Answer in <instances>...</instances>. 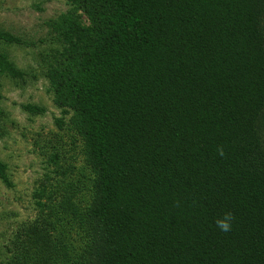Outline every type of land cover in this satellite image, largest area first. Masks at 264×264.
<instances>
[{
  "label": "trees",
  "instance_id": "obj_1",
  "mask_svg": "<svg viewBox=\"0 0 264 264\" xmlns=\"http://www.w3.org/2000/svg\"><path fill=\"white\" fill-rule=\"evenodd\" d=\"M70 3L44 67L65 132L0 264H264V0Z\"/></svg>",
  "mask_w": 264,
  "mask_h": 264
},
{
  "label": "rangeland",
  "instance_id": "obj_2",
  "mask_svg": "<svg viewBox=\"0 0 264 264\" xmlns=\"http://www.w3.org/2000/svg\"><path fill=\"white\" fill-rule=\"evenodd\" d=\"M72 7L70 0H0V29L22 41L0 42V49L26 73L23 80L7 73L0 77V111L6 132L0 138V160L8 166L10 181L8 186L0 177L1 248L18 225L36 216L34 194L38 180L50 171L42 145L55 133L65 132L57 122L63 117L62 109L54 103L44 67L48 62L46 54L63 47L49 24L64 14H72ZM28 104L44 112L31 114L23 109ZM65 119L68 122L66 116Z\"/></svg>",
  "mask_w": 264,
  "mask_h": 264
},
{
  "label": "clouds",
  "instance_id": "obj_3",
  "mask_svg": "<svg viewBox=\"0 0 264 264\" xmlns=\"http://www.w3.org/2000/svg\"><path fill=\"white\" fill-rule=\"evenodd\" d=\"M231 214L226 213L224 216L217 218L216 220V226L224 232H227L230 230L231 227Z\"/></svg>",
  "mask_w": 264,
  "mask_h": 264
}]
</instances>
